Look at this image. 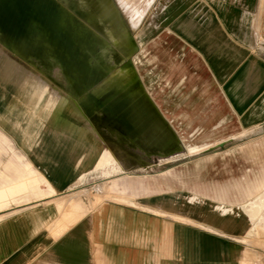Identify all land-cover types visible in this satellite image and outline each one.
Returning <instances> with one entry per match:
<instances>
[{
  "label": "crops",
  "instance_id": "obj_1",
  "mask_svg": "<svg viewBox=\"0 0 264 264\" xmlns=\"http://www.w3.org/2000/svg\"><path fill=\"white\" fill-rule=\"evenodd\" d=\"M162 14L183 57L175 111L157 106L181 147L201 144L187 152L211 147L152 171L113 149L128 165L95 204L77 185L103 173L99 133L40 119L38 75L0 44V264H264V0H167Z\"/></svg>",
  "mask_w": 264,
  "mask_h": 264
},
{
  "label": "rangeland",
  "instance_id": "obj_2",
  "mask_svg": "<svg viewBox=\"0 0 264 264\" xmlns=\"http://www.w3.org/2000/svg\"><path fill=\"white\" fill-rule=\"evenodd\" d=\"M3 1L0 0V7L3 5ZM166 1L51 0L43 6L46 15L51 18V22L46 27L48 31L47 37L38 38V45L33 49V52L12 41L9 24L5 28L0 26V44L19 57L20 68L25 77L31 73L38 75L41 96L46 91L45 96L40 98V119L48 121L65 120L71 122L72 126L78 127H80L79 124L84 127L86 125L87 129L83 127L79 130L71 131H82V133L86 131L88 141L92 140L91 134L95 131L90 126L92 124L90 119L96 115L99 118L103 114L102 108L97 103V98L103 86V81L109 76V73L103 70L100 65H97L96 69L100 73L95 76L92 70L88 68V70L84 71L85 81L80 85L77 83L80 80L78 76H70L69 74L70 62L79 60V58L72 56V52L86 51L83 46L84 42L81 41L82 37L76 33L78 27L83 26L84 22L89 25L96 23L93 26L96 35L102 38L104 42L110 43L109 56L112 61L110 71L120 69L126 62L132 63L137 68L143 85H151L147 89L152 97L154 96L153 99L159 108L164 109L167 106L170 110L175 111L177 98L174 96L175 92L173 90L177 83L176 75L179 67L176 65L175 59L183 57V50L176 36L173 33L167 34L165 32V15L162 12ZM86 14H88V17H86ZM53 16H61L62 19L63 34L57 38L59 44L57 46L49 41L51 40V33H53ZM1 18L2 14L0 12V22ZM104 27L107 30H103ZM108 32L112 34L110 41L106 34ZM87 55L88 57H94L95 53L92 52ZM187 55L185 53V56ZM41 68L50 70L46 73H41L38 70ZM69 78L71 79L70 81ZM68 81L69 83H75V91L72 93L71 98L66 94L69 87L67 85ZM141 82H136L135 84L140 86ZM75 100H78V102ZM76 106H79L82 116ZM163 114L169 121L171 116L173 118L175 116V112L172 114L163 112ZM104 117V121L98 120L96 127H102V130L100 128L98 130L105 137L103 138L101 135L100 138L106 150L102 152L94 164V168H102L103 173L100 170H93L91 176L84 178L77 185L80 197L87 199L89 204H95L104 198H111V171L117 168L123 169L128 165L127 160H117L116 155L113 154V149L118 148L122 153L127 152V146L134 148L138 156L136 160L141 157V161L136 162L139 163L137 166H141L140 169L144 171H152L162 167L167 161L157 160L158 155L174 153V150L178 149L176 143H170L163 147L162 154L158 153L157 145H147L145 143L148 138L133 137L124 132L123 125L118 121V118ZM7 119L11 118L8 116ZM108 127L124 132L127 139L134 145H129L123 139L118 140V147L111 141L112 137L108 132ZM183 137H185L182 142L183 146L176 152L178 155L172 157L169 161L186 158L211 147H206L193 153L191 151L187 152L190 146H200L201 144H193L187 135ZM261 244L264 246V242H261Z\"/></svg>",
  "mask_w": 264,
  "mask_h": 264
},
{
  "label": "bare ground",
  "instance_id": "obj_3",
  "mask_svg": "<svg viewBox=\"0 0 264 264\" xmlns=\"http://www.w3.org/2000/svg\"><path fill=\"white\" fill-rule=\"evenodd\" d=\"M50 1L4 0L3 5L0 7L2 14L0 26L5 28L9 24L12 41L33 52V49L38 45V38L47 37L48 31L46 27L51 22V18L44 12L45 8L43 6ZM86 15L88 17V14ZM89 15L91 17L90 13ZM56 18L58 19L57 21ZM52 20L53 33H51V40L49 41L57 46L59 45L57 38L63 34L62 19L61 16H53ZM83 24V26L78 27L76 33L82 37L81 41L84 42L83 46L86 48V51L72 52V56L79 58V60L70 62V76H78L80 80L77 83L80 85L85 81L84 71L88 70V68L92 70L95 76L100 73L96 69L97 65H100L103 70L109 73V76L103 81V86L97 98V103L102 108L103 114L99 118H97V115L92 117L90 119L92 121L90 126L101 137L100 131L96 127L98 120L104 121V116L118 118V121L123 125L124 132L133 137L148 138V140H145V143L147 145H157L158 153L162 154L163 147L170 143H176L179 149L181 144L176 133L171 129L169 120L158 108L157 103L153 99L154 96L152 97L151 93H149L148 86L143 85L141 82L137 68L132 63L126 62L120 69L110 71L112 68V61L109 56L110 43L104 42L102 38L96 35L93 30V26L96 23L89 25L84 22ZM103 30L107 29L104 27ZM106 34L110 41L112 34L109 32ZM92 52L95 53L94 57H88L87 54ZM38 70L41 73H46L50 69L41 68ZM69 81L67 84L69 86L68 92L66 94L71 98L72 93L75 91V83H69ZM136 82H141V87L136 85ZM75 101L78 102V100ZM76 108L82 116L79 106H76ZM108 129L112 137L111 141L118 147V140L123 139L129 145H134L127 139L124 132L111 127H108ZM102 137L105 138L103 135ZM136 161H141V157ZM259 201L264 204V196H261Z\"/></svg>",
  "mask_w": 264,
  "mask_h": 264
}]
</instances>
